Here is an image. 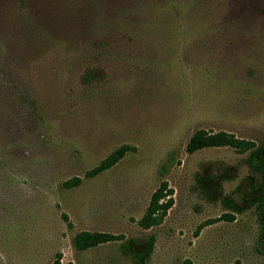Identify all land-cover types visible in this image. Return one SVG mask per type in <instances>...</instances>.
I'll return each mask as SVG.
<instances>
[{
	"label": "rangeland",
	"instance_id": "374dc122",
	"mask_svg": "<svg viewBox=\"0 0 264 264\" xmlns=\"http://www.w3.org/2000/svg\"><path fill=\"white\" fill-rule=\"evenodd\" d=\"M197 129L264 143V0H0V264H132L149 234L147 264H264V173L186 152ZM79 230L120 238L76 251Z\"/></svg>",
	"mask_w": 264,
	"mask_h": 264
},
{
	"label": "trees",
	"instance_id": "16d2710c",
	"mask_svg": "<svg viewBox=\"0 0 264 264\" xmlns=\"http://www.w3.org/2000/svg\"><path fill=\"white\" fill-rule=\"evenodd\" d=\"M228 145L239 149L241 151L248 150L245 162L250 171L254 173H264V143L253 145L252 142L243 139H238L230 133L224 131L207 132L203 129L195 130L188 138L185 144V150L188 153L196 151L205 147L213 146H224ZM133 150V146L122 144L111 150L104 158H102L96 166L85 171V177H91L97 173L112 166L118 159L123 157L128 151ZM80 182L79 177H71L61 182V186L64 188H70L78 185ZM172 190L167 187L164 180H161L152 191L144 214L138 221V224L142 228H147L160 223L167 209L172 204L171 197ZM258 204L263 206L264 204V193H260L256 197ZM225 204L230 207L233 211H240L232 201L225 200ZM251 206V203H247L244 208ZM65 218V215H63ZM120 237L116 234L105 231L97 230H79L75 232L70 240L71 246L76 251H83L88 248L97 246L102 243L110 242L119 239ZM154 244V235L149 234L145 238V242L142 248L133 250L136 245V241L133 239H124L120 243V250L123 254L128 255L131 259L132 264H147V260L152 252ZM47 264H61L60 254L55 253L53 259ZM71 264V263H67Z\"/></svg>",
	"mask_w": 264,
	"mask_h": 264
}]
</instances>
